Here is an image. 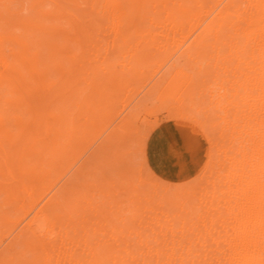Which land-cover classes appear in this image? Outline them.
I'll return each instance as SVG.
<instances>
[{"label": "bare ground", "instance_id": "1", "mask_svg": "<svg viewBox=\"0 0 264 264\" xmlns=\"http://www.w3.org/2000/svg\"><path fill=\"white\" fill-rule=\"evenodd\" d=\"M94 26L137 60L93 73L79 131L100 124L104 135L75 172L104 151L125 171L119 186L102 193L108 201L93 205V216L88 208L78 216L75 203L66 204V188L49 182L71 134L69 120L63 124L68 95L85 80L76 73L100 55L88 50L84 59L69 44L90 38ZM190 36V53L201 55L209 42L218 50L205 108L197 91L205 85L174 65L130 108L123 101L117 107L128 88L122 82L146 65L140 58L150 53L149 41ZM135 42L141 44L129 49ZM53 71L58 78L49 80ZM179 74L189 89L173 84ZM153 90L167 94L162 107L147 110ZM162 111L195 126L208 143L206 166L191 182L171 184L147 164L139 131ZM134 143L147 168L136 179L127 161ZM123 184L136 202L120 218L110 211L123 203ZM0 195L7 240L0 264H264V0H0Z\"/></svg>", "mask_w": 264, "mask_h": 264}, {"label": "rangeland", "instance_id": "2", "mask_svg": "<svg viewBox=\"0 0 264 264\" xmlns=\"http://www.w3.org/2000/svg\"><path fill=\"white\" fill-rule=\"evenodd\" d=\"M25 12H27L26 8L24 10V13ZM94 27L92 28V30L98 29ZM97 32L98 31H96V33L94 32L95 33L94 34L93 31H91V34L92 33L93 34L90 36V38L88 39L80 38L77 43L71 42L69 44V48H71L72 51H79V52L81 51L80 54L88 50L89 51L97 50L99 51L98 55L99 54L100 55L94 58L92 56H91L92 58L91 57L87 58V54H84L87 58V60H85L86 61L85 69L82 72L81 70L79 71V73L77 72L78 74L76 73V75H78V78L79 76H81L82 73L83 76L81 78L84 77L85 80L83 79L84 80L83 81L82 79H80L78 81L77 87L73 89L72 92H70L71 94L68 95L69 96L67 100L68 105H66L67 112H65L66 114L65 113L63 114V117L66 118L67 115V118L68 117L69 118L63 120L64 122L63 124L66 125V123L69 122L70 124L69 126L71 128L70 129L71 134H69L65 139L66 153L61 163L58 164L57 166H54L49 182V184L52 185L56 184V188L60 186L66 188V191H68V193L66 194V204L70 206L75 203L76 214L78 216H82L85 213L88 214L86 212L87 208L90 210L89 216H93L95 213L93 205L99 200H104L105 203L108 201V198L104 197L103 192H106L107 190L106 188L110 186L112 188L119 186L121 184L120 182H123V177L121 176L122 171H125V169H123L122 167L115 165L114 161L116 154H114L113 151H104L106 152V155L105 153H103V155L100 156V158L97 159L86 170L78 174L75 172L76 168L83 162V160L89 155V153L92 150H94V148L96 147V145L104 135V131L101 132V130L104 127L102 126L100 127V124L96 125V127L94 128L89 129L88 132L86 133L79 131L81 125H83L87 120V113L85 112L84 107H85V103L89 102L90 98L92 97V93L89 90V85L91 83V80L96 77L93 73L98 68L100 69V71L103 72L104 70L106 72L108 71L112 72L113 70L119 71L122 68L130 67L129 65L133 61L137 60L136 55L133 53L124 55L118 52L116 50V47L119 44V42L113 40L107 34L104 36H99V35L97 36ZM156 41L157 40H153V39L149 41L148 44L151 46L150 53L140 58V60L145 62L146 65L143 68L138 67V69H140L139 74L129 76L127 77V80H124L122 82L124 85L128 86V88L126 89L127 91L125 90L124 92L125 94L123 93V95L119 99L120 100L119 102L121 103H118L117 107L123 104V102L124 103L127 102L126 103L127 107L130 108V106L136 103L135 101H138L141 97H143L144 93H146L148 88L153 84L155 79L161 73L166 71L171 65H174L175 67H179L185 70L184 74L187 75L189 74L193 82H196L197 80L200 87L205 85V88L202 87L199 88L200 90L199 89L197 90L199 93L198 103L203 108H205L206 105H208L207 103L208 102L210 103L211 101V94H212L211 78L216 74V71L219 68V64L217 63L218 50L216 49L215 44L213 42H209L204 48V51L201 55H195L190 53L188 50L189 47L191 46L190 44L193 41L192 36L179 37L173 41H169L165 43H161V42L157 43ZM140 44L141 43H136V42L132 43L129 45L130 47L129 49L134 48L136 45L139 46ZM79 52H75V53L79 54ZM184 52L187 53L186 55L188 60L180 59L176 61L178 56H180V54L182 55ZM85 56L82 55L84 59H86ZM63 61L66 64L67 58L66 60L64 59ZM50 74H49L50 76L49 75L48 76L51 78L49 79L47 76V79L51 80L54 77L53 78L54 80L56 79V77L58 78L57 75L55 76L53 75L56 74L55 72ZM99 74L97 77H99ZM184 74L177 75L173 81V84L176 83L177 85H179L181 91L182 88H184L185 84L187 85L188 83V79ZM218 81L219 78H216V83H218ZM196 83L195 85L198 86ZM190 84L192 85V83ZM190 84H188L187 86H189ZM190 86L187 88L189 89ZM218 87H220L219 84H217V88ZM180 89H177L176 92H178ZM188 89H186V91ZM184 91L185 90H183L182 93H184ZM158 92L159 90L158 91L153 90L150 93L149 96L150 98H148L146 101L147 110L152 108H160L164 104L163 102H164V98L166 97L167 91L166 90L163 91L162 93H160L161 95ZM182 93L180 94L182 95ZM201 98H203V102ZM81 99H84L85 102L84 101L82 102ZM169 110L171 115L176 113L174 108ZM165 115L166 113L162 111L157 115L156 119L152 116H150L151 118L147 117V120L143 124L142 129L139 131V137L147 139L145 145V158L147 164L158 177L171 184H179V183L183 184L186 183L187 181L191 182L194 179H196V177L201 173L200 171H202L203 168L206 166L205 164L207 162V157L209 153L208 143L206 142L202 134L199 131H197L198 129L195 126L177 120H169ZM164 126L165 127L173 126L174 129L181 128L180 129L181 131L185 133L187 132L191 137L190 139L195 141L194 147L197 153V158L199 160L198 169L196 170V172L192 174L182 175L181 177L176 179H169L160 175L157 171L154 170L147 156L148 142L150 135L154 131H157L158 130L157 128L159 127L163 128ZM170 135L172 136L171 130H170ZM171 136H169V138H171ZM127 161L129 166H132L134 169L132 172V177H134V179H136L138 174L146 173L147 168L145 164L142 162L141 147L139 144L134 143L133 148L131 149V152L128 155ZM139 164L140 167H138ZM41 191L42 190L38 191V193L40 194ZM1 198L2 195H0V200ZM120 198L123 199V203L119 207L111 208L110 212H120V214L118 215L121 218L123 217L124 214L129 213L128 211L126 212L127 207L132 206V204L136 202V200H131L132 198L130 195H128V191L124 184L120 186V196L118 197V199ZM71 218H74V216L73 217L71 216ZM92 222L93 223L95 222L94 219L92 220ZM69 223L71 224L70 221ZM82 231H84V229H82ZM100 232L101 231H96V233L98 234ZM5 233L6 232L3 231L0 233V250L7 241V240L4 242L1 241ZM19 250L22 251L24 255L27 257L30 255V252L25 251L23 248H19Z\"/></svg>", "mask_w": 264, "mask_h": 264}, {"label": "crops", "instance_id": "3", "mask_svg": "<svg viewBox=\"0 0 264 264\" xmlns=\"http://www.w3.org/2000/svg\"><path fill=\"white\" fill-rule=\"evenodd\" d=\"M157 129L150 135L147 148L148 160L154 170L169 179L196 172L199 160L195 141L190 139V135L173 126Z\"/></svg>", "mask_w": 264, "mask_h": 264}]
</instances>
